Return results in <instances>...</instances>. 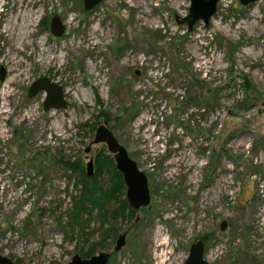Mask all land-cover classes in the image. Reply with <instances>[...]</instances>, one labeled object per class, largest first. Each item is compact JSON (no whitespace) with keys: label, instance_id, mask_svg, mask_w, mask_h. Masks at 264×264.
<instances>
[{"label":"rangeland","instance_id":"1","mask_svg":"<svg viewBox=\"0 0 264 264\" xmlns=\"http://www.w3.org/2000/svg\"><path fill=\"white\" fill-rule=\"evenodd\" d=\"M188 11L189 0H103L89 12L81 0H0L1 256L67 264L98 242L94 218L88 241L63 227L74 179L61 161L86 172L92 160L95 173L109 155L91 144L104 113L151 201L111 221L125 234L119 252L107 241L95 254L184 264L201 240L210 264H264V0H220L189 33L176 23ZM39 78L62 86L65 109L27 97Z\"/></svg>","mask_w":264,"mask_h":264},{"label":"water","instance_id":"2","mask_svg":"<svg viewBox=\"0 0 264 264\" xmlns=\"http://www.w3.org/2000/svg\"><path fill=\"white\" fill-rule=\"evenodd\" d=\"M83 9L86 12L96 9L103 0H81ZM220 0H189V11L185 17H176L178 25H186L187 32H191L194 25L203 23L207 27L210 20L217 12V5ZM257 0H240L244 6L254 3ZM49 30L52 36L61 37L66 32V27L60 17L53 16L49 23ZM5 70L0 67V81L5 78ZM43 110L49 112L52 110H63L67 107L66 97L62 86L48 79L39 78L32 82L27 90V97L33 99L37 95H43ZM92 145L103 144L109 156L112 157L115 169L122 175L125 185V200L129 208L135 213L142 208L150 205L151 196L148 185V179L137 166V163L130 158L127 150L117 141L113 133L108 129L107 122L99 125L94 134ZM90 147L85 152L89 153ZM93 161L90 160L86 165L87 177L92 176ZM227 223L223 221L220 224V230L224 231ZM125 245V234H120L115 241L113 252H119ZM204 243L199 240L190 246L186 261L184 264H210L204 259ZM111 254L108 252H99L89 258H82L75 254L67 264H108ZM0 264H17L8 257L0 255Z\"/></svg>","mask_w":264,"mask_h":264},{"label":"trees","instance_id":"3","mask_svg":"<svg viewBox=\"0 0 264 264\" xmlns=\"http://www.w3.org/2000/svg\"><path fill=\"white\" fill-rule=\"evenodd\" d=\"M99 118H104L105 122H108L104 113H100V117H96V119ZM61 163L74 179V193L69 195L70 202L65 211L66 222L63 227L69 228L70 231L76 232L78 235H85V241H88L95 234L87 232L90 229L89 220L94 218L99 225L98 242L91 244L87 251H81L79 254L82 258H89L95 254V246L105 248V242H115L120 227L117 224H111V221L130 220L133 211L124 198L123 178L116 171L111 156H98L95 173L90 177H87L78 160L61 161Z\"/></svg>","mask_w":264,"mask_h":264},{"label":"bare ground","instance_id":"4","mask_svg":"<svg viewBox=\"0 0 264 264\" xmlns=\"http://www.w3.org/2000/svg\"><path fill=\"white\" fill-rule=\"evenodd\" d=\"M20 42H21V44H22V41H20ZM28 43H29V42H28ZM28 43L25 42L26 45H29ZM23 45H24V44H23ZM33 47H34V46H33ZM15 49H16V48H15ZM17 73H18V72H17ZM19 74H20V73H19ZM18 77H19V76H18ZM12 78H13V77H12ZM14 78H16V76H15ZM14 78H13V79H14ZM5 92H6V91H5ZM0 95H1L2 97H3V96L6 97V93H5V94L1 93ZM153 241H154V239H153ZM150 249H151V248H150ZM150 249H149V250H150Z\"/></svg>","mask_w":264,"mask_h":264},{"label":"flooded vegetation","instance_id":"5","mask_svg":"<svg viewBox=\"0 0 264 264\" xmlns=\"http://www.w3.org/2000/svg\"><path fill=\"white\" fill-rule=\"evenodd\" d=\"M43 106V105H42ZM112 158V157H111ZM142 209H144V208H142ZM141 210V209H140ZM138 212V211H137ZM136 213V212H135ZM134 212H133V215L135 214ZM119 235H117V237H118ZM116 241V240H115Z\"/></svg>","mask_w":264,"mask_h":264}]
</instances>
